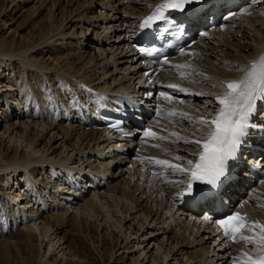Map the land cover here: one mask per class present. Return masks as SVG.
<instances>
[{
  "label": "bare ground",
  "instance_id": "bare-ground-1",
  "mask_svg": "<svg viewBox=\"0 0 264 264\" xmlns=\"http://www.w3.org/2000/svg\"><path fill=\"white\" fill-rule=\"evenodd\" d=\"M159 1L0 0V122L4 117V136L10 138L7 141L0 137V173L6 176H0V202L5 208L9 205L18 210L26 230L12 238L16 224L11 221L9 226L8 219L0 224V247L7 258L23 246L32 250L34 242L38 243L35 231L39 227L44 228L47 238L49 231L56 228L52 235L58 242L42 240L36 244L37 255L42 248L46 259L66 245L72 250V258L86 259V264H142V258L148 255L152 264H226L228 252L237 248L223 247L208 225L201 229V224L188 217L186 211L174 208L171 198L175 188L166 182L178 177L180 171L165 166V178L149 174L137 178L123 164L113 163L114 154L109 150L113 144L109 139L101 133L82 130L75 122L67 123L73 111L68 115L60 113L64 108L71 110L74 100L85 102L88 94L79 87L81 82L112 95L141 91L139 70H135L139 64L127 49L126 34ZM241 1L242 8L252 7L250 14L232 17L226 32H209L194 46V59L179 63L191 67L177 69L178 72L171 68L166 73L168 79L187 90L185 105L178 113L191 118L190 123L174 117L169 126L168 132L180 137L172 136L174 140L162 147V154L173 158L172 164L187 166V160H194L196 145L177 140L203 135L195 122L217 111L214 97L222 94L220 81L241 78L240 69L264 55V0ZM123 21L129 25L121 26ZM181 73L191 75L180 78ZM13 77L21 88L7 86ZM18 90L20 97L16 98ZM18 102L22 111L16 108ZM56 118L60 120L57 122ZM96 156L100 160L94 161ZM54 166L69 168L77 176L87 168L97 176L111 177L110 188L101 197L87 196L76 205L71 204L66 197L61 198L53 182ZM15 176L21 177L34 198L18 204L14 191H6ZM260 188L256 203L248 212L264 221V185ZM26 198L29 199V192ZM80 212L87 213V217H79ZM103 213L105 226L114 231L101 227L98 214ZM68 226L75 228L66 229ZM155 226L158 229L149 230ZM141 232L144 233L139 238ZM148 249L155 251L149 253ZM60 253L66 257L63 250ZM54 259L44 264H56L59 258ZM67 260L58 263L79 264Z\"/></svg>",
  "mask_w": 264,
  "mask_h": 264
},
{
  "label": "snow or ice",
  "instance_id": "snow-or-ice-1",
  "mask_svg": "<svg viewBox=\"0 0 264 264\" xmlns=\"http://www.w3.org/2000/svg\"><path fill=\"white\" fill-rule=\"evenodd\" d=\"M195 3H203V0H167L144 20V26L147 27L156 20L166 21L168 19L164 14L166 9L183 12L186 5ZM188 10L193 11L191 8ZM139 50L146 55H152V50L146 51L144 48ZM164 63H168L167 59ZM174 67L183 69L191 66L175 65ZM240 70L243 72L241 78L230 79L219 85L223 91L222 94L214 97L218 104L216 114L212 117L201 116L195 122L199 125L197 131L203 135L184 139V143L196 145L194 150L196 158L187 160V167L172 164L167 160H155L158 165L186 173L189 177L187 194L194 200L222 195V192H218L217 189H222L227 183L229 162L237 159L241 144L244 143V138L248 135V129L250 127L264 128V125L258 126L252 123L257 112V102H264V55L252 62L246 69ZM145 74L147 75V73ZM180 75L181 78H186L191 73H181ZM165 87L187 92L186 89L176 84H168ZM212 87H217V85H212ZM160 95L169 101L173 99L172 96L164 92H161ZM197 95H202V93H197ZM167 116H179L181 119H188L191 123V118L186 113H177L173 110L169 111ZM144 135L156 137L157 134L149 129L144 132ZM170 135L180 138L177 133ZM159 138L165 139V137ZM175 159L181 158L176 157ZM195 181H199V183L194 187ZM217 223L223 229V236L228 240L236 243L254 244L258 253H264V224L259 221H248L246 216L240 214L230 215ZM257 230H259L258 234ZM246 232L252 233V235H246ZM242 255L247 257L243 264H264V255H260L259 259H254L247 253Z\"/></svg>",
  "mask_w": 264,
  "mask_h": 264
},
{
  "label": "rangeland",
  "instance_id": "rangeland-1",
  "mask_svg": "<svg viewBox=\"0 0 264 264\" xmlns=\"http://www.w3.org/2000/svg\"><path fill=\"white\" fill-rule=\"evenodd\" d=\"M16 26H13V29L15 28ZM3 33H5V31H3ZM10 77H12V75L10 76ZM29 115V117L31 116L30 114H28ZM27 115V116H28ZM29 120L30 119H32V118H28ZM30 121H32V120H30ZM16 122V118L14 119V123ZM0 137H5V139H7V141H10V138H9V136L8 135H5L4 136V132H5V124L3 123V124H1V126H0ZM40 155H41V153H40ZM8 173V172H7ZM1 175L0 176H3L4 178H6V176L4 175L5 173L4 172H1L0 173ZM39 179V178H38ZM4 193H6V194H8L9 192H4ZM5 197H8L9 198V196L8 195H6ZM7 198V199H8ZM40 198V197H39ZM7 208V209H6ZM6 208L5 207H3L2 205H1V202H0V224L3 222V220L4 219H8V221H9V226H10V222L12 221V223H15L16 224V227H13L12 228V232H11V236H12V238L16 235V234H18L19 232H21V230H24V231H26L25 229H24V222L22 221V220H20L21 219V216H16V214H18V210L17 209H15V211H14V208H13V206H10L9 207V205H6ZM113 210V209H112ZM5 214V215H4ZM15 215V217H12V216H14ZM18 215H20V214H18ZM75 214H73L72 216H74ZM104 213H103V218H102V216H101V214H98V217H99V220H101L102 222L101 223H103V225L101 226V227H103V226H105L106 225V220H105V218H104ZM83 217V218H85V217H87V213H84V212H80L79 213V217ZM18 217V218H17ZM9 218H10V220H9ZM14 218V219H13ZM96 217H94V219H95ZM15 219H16V222H13V221H15ZM79 220V219H78ZM93 222V221H92ZM88 224H90V222H88ZM152 224V223H151ZM151 227H152V225H151ZM150 227V228H151ZM73 228H75V227H72V226H68L66 229H73ZM155 228L156 229H158V227H153V228H151V229H149V230H155ZM56 229V228H55ZM55 229L53 230V232H52V230H51V232L49 231V233L50 234H48V238L47 237H45L44 235L45 234H43L44 233V228L43 227H39V229H37L36 231H35V234H36V240H38V243H36V242H34V248L32 249V250H30L29 248H25V246H23V248L20 250V251H18V252H16V253H14V254H12V257H10V258H7V256L5 255L6 254V252L0 247V264H44V262H46V261H50L51 260V262L52 261H55V259H54V256H58V261H57V263L56 264H59L58 262H60L61 260L62 261H65V260H71L72 262H75V263H79V264H86V259H84V260H81L80 261V259H78V258H72V250L70 249V248H67V246L65 245H63V246H61L60 247V250H58L57 252H53L50 256H48L46 259H45V257L43 256V254H44V249H42L41 248V250L39 251L40 252V255H37L38 254V249H36L37 247H36V244H39L42 240H44V243H47V242H51V240H54V235H52V233H54L55 232ZM105 229H107V230H110L111 228L107 225V226H105ZM64 230V229H63ZM110 231H114V228H112ZM110 231H109V233H110ZM144 232H141L139 235V238L141 237V235L143 234ZM54 234H56V232L54 233ZM52 235V236H51ZM123 235H125V234H123ZM51 236V237H50ZM45 237V239H43ZM124 237L125 236H123V239H124ZM142 238V237H141ZM164 237L163 236H161L160 237V240H162ZM51 239V240H50ZM1 240L2 239H0V242H1ZM15 242V241H14ZM54 242L56 243V242H58V239H55L54 240ZM60 243V242H59ZM61 244H62V242H61ZM77 245H79L80 246V244L77 242L76 243ZM60 245V244H59ZM153 244L152 243H150V248H151V246H152ZM39 247H40V245H39ZM148 247V248H149ZM149 248V249H150ZM29 249V250H28ZM100 249H101V246H100ZM149 249H148V251H149ZM153 249V248H152ZM61 250H63V252H65V254H66V257H63L62 256V254L60 253V251ZM152 250H150L149 251V253L151 252ZM154 251H155V249L152 251V253H154ZM121 253H122V251H121ZM121 253H118V254H121ZM117 254V258H118V255ZM27 255V256H26ZM127 256H128V254H126ZM114 257H116V255L114 256ZM66 258V259H65ZM142 259H144V261L142 262V264H152V259H150V257H149V255H148V257L147 258H142ZM146 259H147V261H146ZM67 260V261H68ZM150 261V262H149ZM112 262V261H111ZM130 262H132V258L130 259V261H129V263ZM149 262V263H148ZM118 263H120V262H118Z\"/></svg>",
  "mask_w": 264,
  "mask_h": 264
}]
</instances>
